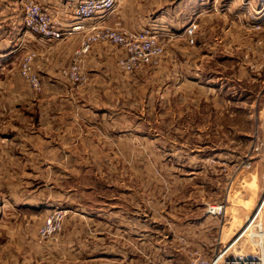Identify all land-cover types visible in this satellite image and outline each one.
<instances>
[{
  "label": "rangeland",
  "instance_id": "1",
  "mask_svg": "<svg viewBox=\"0 0 264 264\" xmlns=\"http://www.w3.org/2000/svg\"><path fill=\"white\" fill-rule=\"evenodd\" d=\"M82 1L51 5L25 0L17 5L20 19L11 22L22 21L19 28L29 33L21 14L27 3L34 2L50 12L65 32H71L62 40L79 34L67 68L75 63V52L88 35V31H72L85 24L74 12ZM195 11H206L207 19L220 13L217 24L227 23L225 45L218 47L215 58H204L199 50L193 57L195 49L187 45L186 28L202 18L193 15ZM258 12L263 16L264 0H116L107 26L130 32L157 25L165 53L169 49L170 55L163 58L164 53L154 63L126 72L119 65L124 51L113 45L117 50L114 61H92L90 69H83L86 55L93 47L102 46L95 44L80 57V81L72 83L63 74L64 68L60 70L75 86L86 83V74L110 76L113 82L99 83L106 92L93 96V101L88 98L94 115L82 110V115L77 113L69 121L68 134L83 141L68 152L69 159L62 153L58 128L45 130L36 125L20 132L36 140L56 142L57 146L40 149L52 160L54 154H61L63 160L59 157L42 167L41 175L53 187L51 194L32 191L25 178L4 179L5 185L0 181V208L5 205L0 209V264H26L21 261L43 251L49 260L62 261L61 254L84 250L93 257L63 261L188 264L197 257L211 260L224 246L225 252L232 248L237 233L264 204V44L255 45L259 46L261 63L248 72L251 77L247 79L248 70L242 64L247 52L240 44L242 20L253 28ZM196 23L197 32L201 19ZM257 31L263 32L259 34L262 37L264 26ZM25 38L18 45L23 47L17 57L19 75L33 89L20 73L23 58L31 52L39 76L35 68L38 54L28 44L35 42L34 37ZM8 40L5 46L13 51L16 43ZM211 77L216 88L222 89V79L229 84L224 83L222 92L212 91ZM42 90L41 81V89L35 92ZM245 93L248 97L243 100ZM96 122L101 123L99 129L91 127ZM48 167L51 170H44ZM69 174L74 178L69 185L75 193L70 198L63 193L61 182ZM13 189L15 194L11 195ZM210 206L222 207V211L213 213ZM59 214H63L60 228L48 229L49 219L57 220ZM262 214L264 217V208ZM130 223L136 225V232L128 242L124 231ZM250 247L241 240L230 252Z\"/></svg>",
  "mask_w": 264,
  "mask_h": 264
},
{
  "label": "crops",
  "instance_id": "2",
  "mask_svg": "<svg viewBox=\"0 0 264 264\" xmlns=\"http://www.w3.org/2000/svg\"><path fill=\"white\" fill-rule=\"evenodd\" d=\"M0 1H2L0 2V181L2 185H5L4 179L15 180L25 178L28 179V183L32 188V191L45 190L47 191V194H51L53 187H50L48 184H46V181L44 180L45 178L41 175V172H43L42 167L47 166V161L52 163L53 160H59V157L63 160V156L61 154H54L52 160L50 155L48 156L47 152L41 150L40 147L45 148L49 147V145L57 146L58 144L56 142H51V140H36L35 138L29 136H22L20 132L26 130L28 126L35 127L36 125H39V128H43L45 130L58 128V130L62 132V135L59 136V141H61L60 144L63 148L62 153L64 154L65 159H69L70 153L68 152H70V150L72 151V149L76 147L75 145L83 143V141L80 139L73 140L71 135L68 134L70 129L69 121L72 118H75L74 115L77 113V115H82L80 114V112H83L82 110L88 111L90 115H94V113L89 108L90 100H88V98H92L93 96L95 98V95H98L101 91L106 92V89L102 88L99 83H102L103 81L113 82V80L110 76H102L100 74H86L87 81L84 85L75 86L69 83V81L60 74V70L69 64L70 59L72 58L73 53L79 44V34H75L74 37L70 39L56 41L47 45L41 43L39 40L38 42L35 37L31 38V35L28 32H22V30L19 28V25L22 23V21L19 22V20H17L11 22L16 18L20 19V12L16 10L18 9L17 5L22 4L25 0H11L9 2H7V0ZM35 1H40L44 4L56 5L66 3L70 0ZM6 3V7H3ZM9 9H12V12ZM202 12L203 13L198 11L193 12V15L200 14V17H202L205 21L202 22V18H197V21L201 19V26L195 33L194 44L191 45L189 42H187V45L195 49L193 50V57L194 54L197 55L199 50L203 54L204 58H215L218 54V47L220 46V48H222L225 45L224 42L226 38L224 35L227 32V23L223 21L221 24H217L216 20L220 19V13L210 14L212 18L207 19V12ZM21 15L24 16V13ZM111 18L112 14L109 17V21ZM21 19L23 20V17ZM242 22V27L244 30L242 33L243 38L241 39L240 44L243 48V52H247L245 62L242 63L243 66L248 70L245 76L247 79L251 77L248 72L255 71L258 65L261 63L260 52L258 48L259 46L255 45L264 44V35L260 37L259 34L263 32L254 30L250 25H246L243 20ZM227 33H229V31ZM252 33L254 34V38ZM218 35H221V38H218ZM25 36H28L33 41H35L29 42L28 44H31L33 49L38 54L35 61V68L40 76L41 81L43 82V90L40 93H36L35 90H33L24 80H22L19 75L20 61L17 60V57L20 55L19 52L23 47H18V45L23 40V37L25 38ZM202 36H204V38H202ZM207 36L211 40L208 39ZM201 39L204 40V42H202ZM7 40L8 42L15 41L16 44L14 45L15 49H13V51L7 50L8 46H5ZM26 41L27 39L25 38V42ZM248 44H250L249 47ZM228 45V48L231 47V43ZM115 50V46L110 45L109 43H104L102 46L97 45L93 47L84 59L83 69H90V64L92 61L95 62L97 60L98 64L101 63L102 59H104L105 62L107 60L114 61L116 58ZM11 53L13 55H11ZM168 55H170L169 49H166V53L163 58L167 57ZM161 60L160 62L163 61ZM172 61L173 60L171 59L170 62L165 63H171ZM262 61H264V58ZM211 80L212 82L210 83L212 87L210 89L212 91L222 92L224 89V83L229 84V82H225V79H222V83L220 84L222 89H219L218 87L216 88L217 85L214 86L213 83L215 82H213L214 80L212 77ZM244 92H246V90L242 93ZM247 97L248 93H245L243 100H246ZM91 101H93V98ZM221 103L224 104V101ZM79 104H82V108ZM224 108L228 110L227 107ZM224 108H222V111H224ZM69 116L71 117L70 119ZM100 124V122H96L91 124V127L99 129L97 125ZM116 128L117 127H113V129ZM44 170H51V167H48ZM64 178V180H61L63 188L62 191L64 194L68 195V198H70L75 194L74 191H71L72 187L69 185L70 181L74 182V178L70 176V174L66 175ZM10 194H15L14 189L10 192ZM68 205V202L65 201V206L70 207ZM4 207L5 205L1 206L0 209H3ZM228 224L232 225V223ZM135 227L136 225L132 223L126 226L124 233L128 242L130 241V237H132L136 232ZM206 231H208V228H206ZM141 236L150 237L148 234H141ZM141 240L143 243L144 238H141ZM114 243L117 244L120 242L115 240ZM115 254L117 255L118 252L116 251ZM122 256L126 258V254H123ZM92 257L93 254H91V252L84 250L83 252H75L73 254H61L60 259H62V261L54 260L57 258L49 260V254L43 251L36 252L34 255H30L29 260H23L21 263L69 264V262L63 261L64 258H66V260L76 259L84 261L88 258L91 259ZM8 264H12V262H8ZM188 264H192L190 260H188Z\"/></svg>",
  "mask_w": 264,
  "mask_h": 264
},
{
  "label": "built area",
  "instance_id": "3",
  "mask_svg": "<svg viewBox=\"0 0 264 264\" xmlns=\"http://www.w3.org/2000/svg\"><path fill=\"white\" fill-rule=\"evenodd\" d=\"M116 0H83L75 7V14L82 23L72 28V31H88V35L83 38L81 48L75 52V63L72 66L63 69V74L67 76L72 83L80 81L81 60L83 54H86L93 45L109 43L122 48L124 56L120 58L119 65L126 72H134L154 63L165 53V45L162 42V35L159 34L157 25L141 28L135 31L124 32L110 26H107V20L115 8ZM252 25L256 30L264 26V14L260 12L255 14ZM254 15V16H255ZM85 21V22H83ZM88 21L91 25L88 26ZM192 22L185 30L189 42H195V33L198 24ZM24 25L29 34L46 44L62 40L65 32L63 28L53 20L50 12L46 11L40 4L27 3L24 8ZM35 54L29 52L22 60L20 73L21 76L33 87L41 89V80L34 70L33 60ZM80 63V64H79ZM264 204L256 210L252 218L235 236L237 241L233 247L241 240L250 243L247 250L241 249L230 252V248L225 252L226 246L211 258L204 260L199 257L192 260V264H264V217L262 214ZM214 211H222V207L210 206ZM63 214L56 218H50L47 224L48 229L55 231L60 228ZM51 232V231H50ZM230 252V253H229Z\"/></svg>",
  "mask_w": 264,
  "mask_h": 264
}]
</instances>
